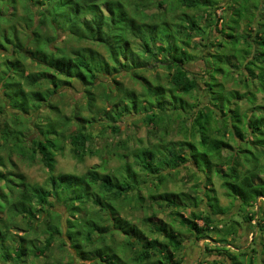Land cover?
Wrapping results in <instances>:
<instances>
[{"label": "trees", "instance_id": "trees-1", "mask_svg": "<svg viewBox=\"0 0 264 264\" xmlns=\"http://www.w3.org/2000/svg\"><path fill=\"white\" fill-rule=\"evenodd\" d=\"M0 1L10 7L16 5V0L8 3L7 0ZM55 2L59 5L55 16L51 17L49 10ZM124 4V17L120 15V21L116 22L119 8L112 0H27L24 9L26 25L21 36L8 27L3 28L0 23L3 57L8 55L6 48L11 44L10 56L5 57V63L0 61V152H7L9 159L17 153L31 164L41 162L50 174V189H47L27 181L22 174L0 170V180L7 189L0 186V212L7 208L14 225L27 227L25 234L17 235L8 229L11 221L0 223V261L2 264H62L45 259L43 262L40 258L57 238L55 230H51L52 227L59 228L60 224L58 212L54 210L56 201L64 205L70 216L67 221L69 238L76 229L73 225L75 210H70L61 201L59 193L62 185L56 178L80 176L55 174L57 152L64 150V144L68 142L73 156L82 161L87 155L100 152L96 150L95 140L107 133L121 150L136 151L134 167L138 166L143 174L150 177L158 175L166 165L169 170L183 167L191 172L192 186L189 189L164 195L165 192L158 187L153 190L159 189L160 192L152 193V197L162 206V195L166 197L170 194V203L165 206L170 208L171 215L178 218L181 225H187L195 238L215 240L216 244L205 243L208 252L217 251L222 259L228 258L230 262L226 264H245L243 258L246 256H249L248 264H264V252L261 260L257 255V240H253L249 249L233 246L236 252L230 246L239 239L240 230L249 222H253L259 228L258 233L264 236V205H261L263 209L260 213L256 212L260 198L264 199V182L256 181L264 174V165L255 163L247 154L252 152L248 148L251 144L264 143V139L257 138V135H264V104L259 101V95L264 93V67L259 65L264 61V52H258L262 45L258 41L264 37V30L256 19V12L252 16H243L244 10L236 4V0H127ZM68 5L72 6V12L64 17L60 9ZM2 11L0 6V20L8 23V13ZM122 21L126 25L118 27ZM160 25L163 28L159 33ZM120 28L124 41L114 44L112 37ZM249 29H253V34ZM209 32L216 35L211 36ZM62 35L68 37L62 46L54 43ZM220 37L226 45L220 42L219 48L208 50V42ZM195 38L197 41L193 42ZM226 46H239L237 48L245 52L243 67L242 64L238 66V59H230V55L223 51ZM253 51L252 57L249 56ZM109 54L113 55V61L108 59ZM27 57L34 59L41 69L35 72L32 67L26 73L23 66ZM227 57L229 73L221 66ZM198 58L204 61L203 68L191 71L188 64ZM212 68L215 72L210 75L208 71ZM190 72L193 74L190 75ZM149 73L151 76H147ZM16 75L18 79H15ZM124 77L139 82L141 88L126 85L121 79ZM222 80L225 86L233 89V96L242 101L241 105L228 112L226 108H218L211 103L213 98L218 102L224 101L223 94L216 93L214 89ZM75 82L81 84L83 94V102L78 108L86 109L90 116L84 118L85 124L79 125L76 121V128L71 129L72 118L62 117L51 99L53 94H63L64 90L74 87ZM15 85L19 87L14 88ZM142 87L148 90L145 95L152 99L148 105L144 99L145 104L139 109L136 101L128 100L122 93L124 88L135 94L138 91L142 93ZM244 89L249 92L247 98L242 95ZM170 105L172 108H169ZM45 106L53 113L42 126L34 122L35 118L26 115L27 111H38ZM257 113L263 114L260 119H257ZM6 114L9 116L1 120ZM131 116L142 119L147 125L148 136L158 142L151 139L152 144L142 145L138 139V148L130 146L129 142L135 135L132 133L123 137L126 128L123 129L122 125ZM98 122L102 127L99 132L93 131V126L87 127V124ZM124 126L127 127V124ZM31 128L32 137L25 136ZM171 134L178 135L179 139L167 141ZM230 141L235 142L237 148L228 154L224 151L232 147ZM160 148L165 152L161 158L155 159ZM256 149L259 150V147ZM260 155L264 156V146ZM6 164L0 153V166ZM204 165L208 174L202 170ZM255 168L259 170L253 172ZM118 171L120 174L114 177L96 170L88 172L91 183L106 197L94 193L95 199L85 200L79 190H74L72 193L81 199L80 207H77L80 212L83 207L84 213H87L99 203H106V215L113 217L116 214L120 209L119 203L114 206L111 202H118L131 188L128 182L114 180L126 175ZM135 172L138 175L137 170ZM241 172L247 175L241 177ZM216 178L227 189L225 196L229 198V204H223L216 188ZM80 179L86 181L84 176ZM191 188H195L194 191ZM11 194H17V199L12 200ZM186 197L190 200L184 202ZM89 202L92 207L87 206ZM177 206L179 211H175ZM181 210H189L188 215L184 217ZM43 216L45 225L40 227L44 220H36ZM154 227L149 235L137 229L124 231L138 236L124 264H184L183 256H178L184 246L181 233L167 223H156ZM96 229L106 230L105 222L83 219L77 228L75 248L85 261L102 257L96 255L90 259L82 242L90 240ZM39 230H48L49 236L38 246ZM105 230L103 233H108L109 230ZM154 232L161 234L162 238L153 237ZM107 246L105 235L102 244L93 246V249L107 250ZM117 249L116 254L122 256L123 250L119 249L118 254ZM100 260L104 262L103 258ZM196 264H224V259L222 262L205 257Z\"/></svg>", "mask_w": 264, "mask_h": 264}, {"label": "rangeland", "instance_id": "rangeland-1", "mask_svg": "<svg viewBox=\"0 0 264 264\" xmlns=\"http://www.w3.org/2000/svg\"><path fill=\"white\" fill-rule=\"evenodd\" d=\"M8 1L12 2L13 0H7V3ZM112 1L116 2L117 3L116 6L119 8V11H117L116 19H115V21L118 22L120 21L119 16L120 15L123 16L122 7L123 6L125 7L124 1L127 2V0H112ZM236 4H239L241 6V9L244 10L243 16L245 17L252 16V13L256 12V19L258 20V22H260L259 25L264 30V0H236ZM58 5L59 4L55 2L53 6L50 8L49 11H50L51 17L55 16L54 13L57 10ZM0 6H2L3 13L7 11L8 13L7 18H9L8 23H4L5 21L0 20V23L3 24V28L8 27L11 30H14V34L16 35L18 34L19 36H21L20 34H22V32L24 31L25 25H26V18H25L26 12L24 9L27 6V0H16L15 7L13 5L11 7L7 5H3L2 1H0ZM170 8L171 6H169V9ZM60 12L61 14L64 15V17H68L70 13L72 12V6L68 5L66 8L60 9ZM219 12H221V10H219ZM122 25H126V22L122 21V24L119 25L118 27ZM162 28L163 27L161 25L158 27L159 33L161 32ZM241 31L242 29L239 30V32ZM248 31L251 32V34H253L254 32L253 29H249ZM209 33L211 36L216 35L215 33H212V32H209ZM129 35L130 34H128V36ZM65 38H68V37H63L62 35V37L55 40L54 43H57L58 45L62 46ZM221 39L223 38L220 37L216 40L213 39L212 42H208L207 49L214 50L216 48H219V46H221L220 42L226 45V42H223L225 40L223 39L221 41ZM112 41L114 42V44L123 43L124 35L122 33L121 28L114 33L112 37ZM194 41L196 42L197 38H195L193 42ZM258 42L262 44L261 49L258 50V52L263 53L264 52V37ZM237 47L239 46L232 47V48H229L226 46V47H223V51H225L226 54L230 55V59L231 58L238 59L239 60L237 62L238 66L242 64L241 67H243L244 61L242 60V58L245 52H243L242 49H238ZM6 49H5L6 53L8 55L11 54L10 52L11 44H9ZM2 52L3 50H0V61L4 60L3 63H5L6 62L5 57L8 55H5L3 57ZM253 54H254V51L251 54H249V56L252 57ZM115 56L119 57L120 55H115ZM108 59L113 61L114 60L113 55L111 54L110 56L109 54ZM228 60H229V57H227L221 64L222 68L224 67L227 73L230 72V70L227 69V66L229 64ZM260 60H263V58L260 57ZM211 61L213 62V60ZM24 62L26 65L23 67L26 69V73L29 72L30 69H32V67L35 72L41 69L38 63H36L34 59L30 57H27L26 59H24ZM259 65L260 66L263 65L264 67V61H262V63H259ZM203 66H204V61L200 58L196 59V61H194L193 63L190 62L188 64V68H190L191 71H196L199 68L201 69L203 68ZM208 72L210 73V75H213L215 72V68L210 69ZM192 74L193 73L190 72V75ZM147 76H151V73H149ZM15 79H18L17 75ZM121 79L128 86H132L137 89L141 88L140 83L137 81H134L130 77H124ZM223 82L224 80H222V82H219V84H216L214 89L216 93L221 92V94H223L224 101L218 102L216 98H213L211 103H212V106H215V107L217 106L218 108H226V111L228 112L229 109H233L236 105H241L242 101L240 99H237L235 96H233V94L235 93L233 89L225 86ZM15 87H19V86L15 85L14 88ZM43 88L45 89V87ZM116 88L117 87H115V89ZM81 89H82L81 84L78 82H75L74 87H70L68 90H64L63 94L62 93L53 94L54 97L53 99H51L52 103L58 106V109L60 110L62 117L70 116L72 118L73 122L70 127L71 129L76 128V121L79 122V125H83L85 124L84 118H87L88 116H90V114L86 111V109L82 108V110H80L78 108V105L83 102V99H82L83 94L81 93ZM120 90L121 89H119V91ZM142 90H143V87H142ZM145 92L146 93L148 92V90H146L145 88L142 91V93L141 91H138L136 94L132 90L127 91V89L124 88L122 95L130 101H136L139 104L138 106L140 109L142 105L145 104L143 102L144 99H146L147 105L150 99H152L148 97L147 94L145 95ZM248 94H249L248 91H246L245 89L242 90V95L245 96V98H247ZM259 96H260L259 101L262 104H264V93L260 94ZM169 108H172L171 105ZM146 109H148V107ZM159 111L160 110H155V112H159ZM134 112L135 111H133L132 113ZM52 113L53 112L45 106L43 108H40L38 111H33V110L27 111L26 115L28 117L35 118L34 122H37L38 124L42 126V124L48 121L49 116H52ZM256 115L258 116L257 119H260L261 115L263 114L257 113ZM6 116H9V114L2 115L1 120L3 119L5 120L7 118ZM131 119L134 120L133 123L130 122ZM245 122H246V119H245ZM126 124H127V127L124 126ZM126 124L122 125L123 129L126 128V130L123 131V137L125 135L128 136V134L134 133L135 136L129 142V145L132 146L133 148H138V146H140L139 145L140 141H138V139L141 140L142 145L152 144L151 143L152 140L154 142L155 141L158 142L156 138L154 139L148 136L147 127H146L147 125L142 121V119H136V116H131V118L128 119V122ZM91 126H93L92 130L95 132H99L102 128L100 122L94 123V124H87L88 128ZM25 134H26L25 136L32 137L33 135L32 128L30 129V131H26ZM107 137H108V134L105 133L103 136L97 138L95 140L96 146H97L96 150H100V152L95 155H87L82 161H79L73 156L70 150V143L68 142H65L64 150L62 151L59 150L57 152V165L55 169V174L59 175L61 173H68V174H72V175L80 176V177L84 176L86 181H83V179L81 180L80 177H77V178L58 177L56 178V181L60 185H62L61 193H59V196L61 197V201L63 203L65 202L67 207L70 208V210L72 209L75 210V213L73 214V221H74L73 225L75 226L74 228L76 229L70 235V238H69V235L67 232L68 230L67 221L70 218V216L66 208L64 207V205L56 201L54 210L58 212V215H59L58 222H60V224H59V228L52 227L51 230L52 231L55 230V234L57 238L52 241L50 249L47 252H45L43 256L40 257L41 261L43 262L45 260L49 262L60 261L62 262V264H112V262H114V264H119L120 262L121 264H124V261L128 260V254L132 252L131 251L132 246L136 244L134 242L136 240L135 238L138 237L137 235H134L132 232L130 234H126L125 233L126 230L131 231V229H137L138 231H142L146 235H149L150 231H152L155 228L154 226L156 223L160 225H162L163 223H167L173 229L178 230L181 233V238H183V241H184L183 250L179 252L178 256L179 257L183 256L184 264H196L195 262L196 258L200 254L199 247L208 241L210 242V240L212 239L211 238L196 239L195 236H193L192 231L188 228L187 225H183V224L181 225L179 222V219L171 215L170 208L165 206L166 204L170 203L169 201L171 198L170 194H168V196L166 197H163L162 195L161 197L162 198L161 203H163L162 206H159L160 203L155 202L154 198L152 197L153 194H158L160 192L159 189L165 192L164 195L169 192L181 193L189 189L192 186L191 172H189L188 169H185L183 167L174 168L172 170H169V167H167L168 165H166L163 167V169L158 175H154L150 177L147 174H143L142 171L138 170V166L134 167V162L136 160L135 150H125L124 149L125 151H123L120 149L118 145L115 144L114 139L108 137V140H107L106 139ZM258 137L259 139H264L263 134L257 135V138ZM171 139H173V141L178 140L179 136L175 134H171L166 138L167 141H170ZM229 143L231 144L232 147H228L224 151L225 153H228V154L231 153L233 150L235 151V149L237 148V144L235 142L230 141ZM243 145L247 146V144L245 143ZM22 146H25V145H22ZM263 146H264L263 142H258L254 145L251 144L248 148L252 150V152L250 151L247 152L248 156L255 163H261L262 165H264V156L260 155V151ZM257 147H259V150L256 149ZM164 152L165 150L160 148L155 156V159L161 158ZM0 153L3 156V160L7 163L5 166H0V170L4 172L22 174L25 176L27 181L34 183V184L43 185L47 189H50L49 187L50 174L48 173V171L45 169V167L43 166L41 162H38L36 164H31L29 161L23 159L17 153L12 155V158L10 159H9V155L7 154V152L2 151ZM116 156H118V159L116 158ZM37 159L40 160L39 155H37ZM129 166L130 168L132 167L131 171L129 170ZM206 167L207 166L204 165L202 170L206 171V174H208ZM90 170H96L100 174L109 173L113 177L120 174L118 170H120L123 174L126 173L124 177L120 176V178L114 179L116 182L117 181L124 182V183L128 182L131 188L129 190V193H125L118 202H111L112 205L114 206L115 205L117 206L119 203V208H120L117 210L116 214H114L113 217L110 215L108 216L106 215L107 211H106V207L104 206V204L106 203L104 204L99 203L97 207L93 208L94 209L93 211H90L87 213H84L85 207H83L81 212L77 208V207H80L78 205H80L81 199H77L78 197L74 195L75 193H72L74 190H79V194L84 195L83 198L85 200L95 199L96 195L94 193H99L100 196L103 198L106 197V195H104L99 190V188L93 185V183H91V181L89 180V177L87 176V174ZM127 170L130 172H127ZM135 170H137L138 175L135 172ZM258 170L259 168H255L253 172H256ZM242 175L245 176L247 174L245 172L244 173L241 172V177H243ZM215 177L216 175L214 176V178ZM256 181L264 182V174H261V176ZM215 183L217 185L216 188H218L219 190L223 204H229L230 203L228 201L229 198L225 196L226 188L224 189L221 186L220 184L221 182L218 178L215 179ZM0 186L4 190H7L2 180H0ZM158 187L159 189L153 190L154 188H158ZM194 189L195 188H191V190L193 191ZM11 199L16 200L17 194H11ZM261 199L262 198H260V201L256 205L257 214L260 213L263 209L261 205H264V201H262L264 199L262 200ZM189 200H190L189 197H186L185 199H183L184 202L189 201ZM87 206L92 207V203L89 202ZM177 210L178 211L180 210L178 206H177V209H175V211ZM181 212H182L181 214L185 217L186 215H188L189 210L188 211L181 210ZM71 213L73 212L71 211ZM9 217H11L9 210L7 208L2 209V212H0V223H2L3 221L4 222L11 221V223L8 224V229L11 233L17 234V235L25 234L27 227H25V225H22V224H20L19 227L17 225H14V223H12L14 221L10 220ZM83 219H94L95 221L103 220L106 225V230H109L108 233L104 234L103 231L105 229H103V231L102 229H96L93 232L90 240L82 241L83 243H85V249L88 251L86 255H89L90 259H92L93 256L96 257V255H99V256H102L99 258L100 259L103 258L104 262L101 261L100 259H93V260L85 261L80 258V255H78L76 251L75 246H77L76 244L77 233H78L77 228L80 227V221H82ZM42 220H44L42 222L44 224H42L40 227L45 225V216L36 220V222H39ZM199 223L202 224V221H199ZM44 230H39V235H38L39 242L37 244L38 246L40 245V243H44L49 236L48 230L47 231H44ZM258 232H259V228L255 227L253 222L244 224V226L240 230L239 239L232 246H243L245 247L244 249H249L250 247L248 246L253 245L252 244L254 243L253 240H257L258 243L255 247H257L259 250L257 255L259 256L261 260L262 252H264V236L260 235ZM105 235L107 237V244H108L107 250L94 251L93 246L96 247V245L102 244V240H103V237H105ZM153 237H158L159 239H161L162 235L157 232H154ZM64 241H66V245L64 244ZM130 241H132L133 244H131ZM91 244H93V246ZM136 246L138 247L139 245H136ZM116 248H118L117 249L118 251L116 250L118 254H120L119 249H121V251L123 250L125 255L123 253H122V256L117 255L115 252ZM231 249L236 252V249L232 247ZM253 254L255 255V253ZM121 257L122 259L120 261ZM205 257L211 260L217 259L222 262L224 259V264L230 262V260L226 257L222 259V257L217 251H211V252L205 251L204 258ZM243 259H244L245 264L249 263V256H246V258H243ZM0 264H2L1 261H0Z\"/></svg>", "mask_w": 264, "mask_h": 264}, {"label": "flooded vegetation", "instance_id": "flooded-vegetation-1", "mask_svg": "<svg viewBox=\"0 0 264 264\" xmlns=\"http://www.w3.org/2000/svg\"><path fill=\"white\" fill-rule=\"evenodd\" d=\"M197 239V238H196ZM200 239H203V238H200ZM209 242V241H208ZM210 242H213V240H210ZM252 243V242H251ZM232 248H234L232 245H230ZM199 256L196 258V261L195 262H201L203 259H204V255H205V251L207 252V247L205 246V244H202L200 247H199Z\"/></svg>", "mask_w": 264, "mask_h": 264}, {"label": "water", "instance_id": "water-1", "mask_svg": "<svg viewBox=\"0 0 264 264\" xmlns=\"http://www.w3.org/2000/svg\"><path fill=\"white\" fill-rule=\"evenodd\" d=\"M213 243H214V244H216V242H215V241H213Z\"/></svg>", "mask_w": 264, "mask_h": 264}]
</instances>
